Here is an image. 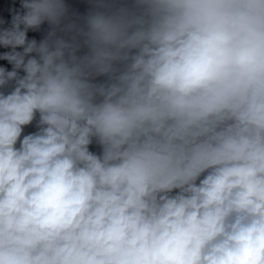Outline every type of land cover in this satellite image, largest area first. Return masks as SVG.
Instances as JSON below:
<instances>
[{"label": "clouds", "instance_id": "obj_1", "mask_svg": "<svg viewBox=\"0 0 264 264\" xmlns=\"http://www.w3.org/2000/svg\"><path fill=\"white\" fill-rule=\"evenodd\" d=\"M0 264H264V0H13Z\"/></svg>", "mask_w": 264, "mask_h": 264}]
</instances>
